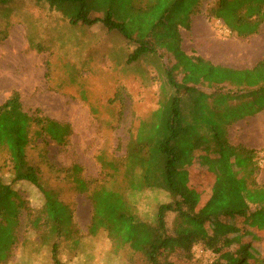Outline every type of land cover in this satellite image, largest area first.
<instances>
[{"label":"trees","instance_id":"1","mask_svg":"<svg viewBox=\"0 0 264 264\" xmlns=\"http://www.w3.org/2000/svg\"><path fill=\"white\" fill-rule=\"evenodd\" d=\"M17 1L0 0V6ZM37 1L48 3L72 24L103 25L135 45L128 63L152 58L165 78L159 107L141 121L125 155L114 159L99 155L109 179H86L79 164L67 169L77 188L88 193L92 201L89 233L96 236L107 232L117 249L129 247L149 264H178L167 250L173 240L190 250L200 244L215 253L211 263L198 264H264V235L259 233L264 231V185L255 179L260 171L258 151L219 141L225 138L226 126L238 120L242 111L220 110L223 96L231 93L220 91L225 84L238 88V93L244 89L264 91V59L253 68L234 69L201 55H189L183 47L180 26L192 29V16L200 12V0L189 6L185 25L175 15L179 17L178 9L187 0H121L141 12L131 9L126 14L132 20L130 28L113 17L111 10L105 17L90 16L88 8L94 0ZM155 7L162 10L161 17H157ZM207 16L211 21L221 20L233 36L253 37L264 24V0H216L207 9ZM160 50L171 55V65L162 63ZM200 86L213 90L207 94L209 98L217 96L214 101L219 110L201 90L205 95L201 109L193 105ZM209 129L213 132L207 135ZM72 133L69 122L27 112L17 91L0 103V151L7 152L12 170L11 181L0 178V264L10 261L19 241L21 217L29 209L27 199L16 187L22 181L36 186L44 196V205L30 224L41 230L44 244L52 241L53 264H66L59 255V238L66 236L77 246L81 244L72 208L45 184L41 168L29 158L33 141L43 138L65 145ZM213 138L222 143L223 152L213 145ZM191 166L198 174L205 170L213 176L197 178L193 185ZM147 189L164 190L171 196L169 202L158 206L153 220L140 214L135 199ZM170 213L175 216L173 226L168 223Z\"/></svg>","mask_w":264,"mask_h":264},{"label":"rangeland","instance_id":"2","mask_svg":"<svg viewBox=\"0 0 264 264\" xmlns=\"http://www.w3.org/2000/svg\"><path fill=\"white\" fill-rule=\"evenodd\" d=\"M192 2L194 0L182 3L178 9L179 17L175 15L184 25L187 24ZM215 2L200 0L198 14L207 16V9ZM92 3L93 6L88 9L93 17H105L109 10L114 17V12L121 7L114 0H94ZM131 11L141 13L136 9ZM117 19L129 28L132 26L129 18ZM211 22L216 37L212 49L218 50L223 47L222 41L233 38V35L221 20ZM180 28L186 52L189 55H199L196 52H200L203 57L206 56L204 43H197L199 39L193 32L182 25ZM134 47L101 24L91 27L72 24L60 11L43 1L19 0L0 6V103L17 91L24 109L30 114L40 112L73 126V133L65 145L40 138L29 147L30 161L41 168L45 184L53 188L73 210L81 244L77 246L66 236L58 239L59 255L66 264H149L140 253H134L129 247L117 249L107 232L101 231L96 236L89 233L92 201L88 193L77 188L67 172V169L79 164L83 167L82 177L99 182L109 179L98 160L99 155L105 154L111 159L124 156L127 143L136 134L141 121L159 107L165 78L152 58L128 63V54ZM230 47V58L225 59L222 51L211 53L212 57L216 61L246 68L263 60L264 24L256 36L231 39ZM159 54L163 57L162 63H173L168 53L160 50ZM200 90L206 92L207 99L219 110L214 101L217 96L209 98L207 92L210 94L213 90L205 86L197 90L192 99L193 105L201 109L205 95ZM238 91L229 84H225L220 91L222 94L231 92V95L223 96L220 110L242 111L238 120L226 126L225 138L219 141L255 148L260 165L255 179L264 185V91ZM211 132L212 129H209L207 135ZM217 142L218 138H213V145L223 152L222 143ZM189 168L193 185L198 179L213 176L205 170L198 174L194 166ZM0 178L12 180L5 150L0 151ZM16 187L27 199L29 209L21 217L19 241L7 264H53L52 241L44 244L41 230L30 224V219L43 207L44 196L27 181L19 182ZM135 199L140 214L153 220L158 206L169 202L171 196L164 190L147 189L135 195ZM174 219V214L170 213V226H173ZM259 233L264 235V231ZM262 244L264 246V238ZM167 250L178 264H191L193 261L196 264L211 263L216 258L212 250L200 244L190 250L173 240Z\"/></svg>","mask_w":264,"mask_h":264},{"label":"crops","instance_id":"3","mask_svg":"<svg viewBox=\"0 0 264 264\" xmlns=\"http://www.w3.org/2000/svg\"><path fill=\"white\" fill-rule=\"evenodd\" d=\"M114 2L116 4H118V6L121 5V7L118 8L116 12H114V17L115 18L118 17L120 19L128 20L129 16H127L126 14L130 11V9H129L130 6L127 4H124L121 0H114ZM94 5H95V3H94ZM96 5H98V3ZM125 6H127V7H125ZM130 8H132V7H130ZM155 13H156L157 17H161L162 10L158 7H155ZM262 28H263V26H262ZM190 31L195 34V37H197V39H199V41L197 43H199V42L204 43L205 48L207 49V52H205L206 56H204V57H206L207 59H210L215 64H220V65L227 66V67L234 68V69H246V67L234 66V65H231V64L226 63V62L216 61V59H214L212 57V54H211L215 51H222L221 55L225 59L227 57L230 58L231 53H232V50L230 47L231 39L238 40V39H242L241 37H234L233 36V38H226L225 40L222 41L223 47L221 49H218V50L212 49L214 44H215L216 37H215V33L213 32V24L205 14H197V15L192 16V29ZM135 33L137 35H139L140 32L138 30H135ZM183 47H184V45H183ZM184 49H185V47H184ZM196 53L199 55L201 54L203 56V54L200 52H196ZM192 55H196V54L193 53ZM254 66L249 67V68H253Z\"/></svg>","mask_w":264,"mask_h":264}]
</instances>
